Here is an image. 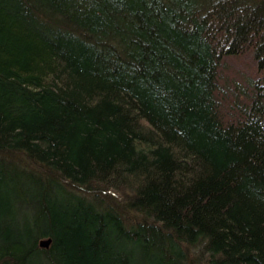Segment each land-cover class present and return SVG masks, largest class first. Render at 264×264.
<instances>
[{
    "label": "trees",
    "instance_id": "1",
    "mask_svg": "<svg viewBox=\"0 0 264 264\" xmlns=\"http://www.w3.org/2000/svg\"><path fill=\"white\" fill-rule=\"evenodd\" d=\"M0 264H264V0H0Z\"/></svg>",
    "mask_w": 264,
    "mask_h": 264
},
{
    "label": "water",
    "instance_id": "2",
    "mask_svg": "<svg viewBox=\"0 0 264 264\" xmlns=\"http://www.w3.org/2000/svg\"><path fill=\"white\" fill-rule=\"evenodd\" d=\"M51 243H52V239L51 238L42 239L41 242H40L42 247H49Z\"/></svg>",
    "mask_w": 264,
    "mask_h": 264
}]
</instances>
